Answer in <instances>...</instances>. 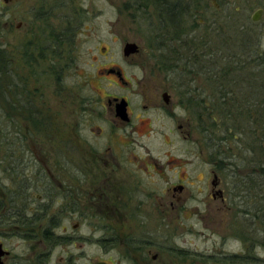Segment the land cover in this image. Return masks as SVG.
Masks as SVG:
<instances>
[{"label": "flooded vegetation", "instance_id": "obj_1", "mask_svg": "<svg viewBox=\"0 0 264 264\" xmlns=\"http://www.w3.org/2000/svg\"><path fill=\"white\" fill-rule=\"evenodd\" d=\"M120 1L123 17L136 27L115 35L123 44L117 59L122 64L105 56L95 70L85 74L87 79L79 88L87 86L93 95L86 98L80 89L74 91L79 103L72 101L73 113L65 129L71 149L83 154L84 168L67 163L72 179L64 183L66 196L59 194L63 187L55 171L49 169L50 157L41 151L42 146L37 155L27 151L23 129L27 123L46 121L37 83L50 75L59 80L63 72L71 73L68 69L79 76L74 56L77 35L69 28L53 31L43 25L39 31L30 27L29 15L40 24L45 18L39 0H0V103L5 106L0 110L2 122L5 119L0 142V264H180L186 261V254L193 261L197 259L194 252L165 241L173 229L164 223L167 211L177 212L174 220L181 227L209 201L222 206L226 198L231 203L236 195L240 201L238 193L243 188L237 174L251 182L255 175L264 179V128L258 135L262 148H256L254 154L248 143L247 151L256 159L261 156L260 168L256 160L253 165V158L236 161L230 129L218 134V125L209 121L212 118L203 122V139L193 136L190 117L198 116L199 121L208 117L228 95L209 84L210 53L197 29L205 20L193 24L191 0ZM220 1L212 2L218 11L230 3L252 0ZM257 10L261 11L257 23L251 20L253 13L250 15L254 25L263 17V10ZM18 17L24 20L15 24ZM13 31L23 32L24 39L9 38ZM106 33L112 41L111 23ZM142 40L154 41L144 48ZM96 82L103 88V96L92 86ZM173 127L184 142L194 144L195 158L210 168L195 208L186 189L190 186L186 172L179 173L177 184L161 193L153 175L164 173V166L139 154V139L163 136ZM253 141L255 144L256 136ZM181 151L187 156V148ZM172 162L167 160L165 167ZM180 162L176 167L187 166L188 160ZM239 163L245 166L241 173ZM82 175L91 191L88 205L83 206L77 196ZM86 226L91 227V235L83 237L81 230ZM85 245L108 250L106 258L84 259ZM171 246L176 247L173 250ZM165 248L172 249L171 258L163 255ZM235 256L243 257H231ZM221 260L215 264H235Z\"/></svg>", "mask_w": 264, "mask_h": 264}, {"label": "rangeland", "instance_id": "obj_2", "mask_svg": "<svg viewBox=\"0 0 264 264\" xmlns=\"http://www.w3.org/2000/svg\"><path fill=\"white\" fill-rule=\"evenodd\" d=\"M25 1L31 3L33 0ZM39 1L43 6L45 18L40 24L39 20L35 21L33 16L29 15L27 22L29 21L30 27H38L39 31L45 25L53 31L59 28H69L71 33L77 35L75 39V47L77 48L74 56L76 57L75 66L78 67L77 74L79 76L73 74V70L68 69L71 73L63 72L59 75V80H55L50 75L46 77L45 81L37 83L40 85L37 95L42 96L38 101L46 121L45 123L38 121V124L27 123L24 125L23 132L28 152H31L32 155H37L42 146L41 151L44 149V154H48L50 162L47 165L49 169L55 171L57 180L63 187L62 192L60 191L59 194L63 193L67 196V187L64 183H70V178L72 179V174L69 171L70 166L67 163H76L81 168H84L83 154H78L71 149L72 145L68 142L69 135L65 129L73 113L72 101L79 103L78 93L75 92L80 89V82H84L87 79L85 74L95 70L98 67L97 64L105 56L106 58H112L119 65L122 64L117 59L118 57L119 60L121 58L120 50L123 44L115 40V35L123 34V31H126L129 26L135 28L136 25H133L132 22L123 17V13L120 11V0H108L110 2L109 6L105 0ZM214 1L219 2V0ZM221 1L224 2V0ZM212 2L213 0H191V16L195 26L196 24L198 25L199 20H205L203 27L197 29H199V34L204 37L203 39L206 40L207 49L210 53L208 66L209 70H211L212 80H210L209 84L212 85V88L216 86L217 89L226 92L228 100L225 103H221L218 107L215 105L216 110L208 117L203 116L200 121L198 116L193 115L190 117L191 123L195 127L193 136L196 139H203L202 130L205 127L203 122L206 118H212L209 121L218 125V134L224 129H230V141L233 146L232 155L236 156V161L246 157L248 162V160L253 158L254 165L256 156L248 155L247 151L249 148L248 143L252 144L251 140L254 136L259 137L258 135L264 133L262 130L264 128V94L261 91L259 93L254 92L257 85L264 83V74L254 65H252V69L245 68L247 70L245 72L238 71L237 59L243 61L242 59L245 58L247 60L248 57L239 44H245L247 50L253 52L254 58L260 56L264 59V0H252L248 3L243 1V4H241V1L230 3L222 11L216 10L212 6ZM245 4V9H241V6ZM237 7H239V10H236ZM257 7L263 10V17L257 25H254L250 20V15L255 12ZM22 17H18L14 23L16 24ZM214 21L215 24L213 23ZM108 22L111 23V31L114 34L112 41H110L106 33L109 27ZM22 35L23 32L13 31L8 37L15 38L16 41L21 42L24 39ZM226 35L230 36L231 41L225 48L223 44ZM153 41L142 40L140 43L145 45L144 48H147L146 45L150 47ZM105 52H108L107 55L109 56ZM222 82L226 84L224 88L221 85ZM29 86L34 87L31 82ZM92 86L99 92V95L103 96V88L97 82L92 84ZM199 86L202 87V85ZM81 88V93H84L86 98L93 95L90 91L91 88L87 86H81ZM1 107H5L4 103H0V110L2 111ZM1 111L0 142L3 132L2 127L5 123V119L2 122ZM14 123L8 124L15 129ZM168 126H172V123ZM139 143L141 149L138 148V150L141 157L149 155L164 166V173H157V179L153 175L154 180L158 182V191L165 193L169 186L177 184L178 180L176 178L178 174L186 172V178L190 179L188 181L190 186H187L186 189L192 196V206L195 208L200 204L201 194L198 195V193L200 189L203 190L204 188L203 183L206 181L205 178L210 168L195 158L196 147L194 144L188 140L184 142L181 134L177 129L174 130V127L170 133H166L163 136L145 137L143 140L139 139ZM245 146L247 147L245 148ZM183 147L187 148V156L181 151ZM185 159L188 160L187 166L176 167L181 163L180 161H185ZM167 160H173V162L165 167L164 163ZM239 164L242 165L239 168V173H241L245 171V166L243 163ZM237 178L239 181L242 179L239 174H237ZM142 179L145 181L143 176ZM84 181V175H82L79 182L82 185H80V190L77 194L78 199L82 201V206L83 204L88 205V199L91 198V191ZM246 192L249 193V189ZM252 194L251 190L248 204L254 203L256 200V197H252ZM56 198L58 197L56 196ZM232 199L233 202L230 203V200L226 198V203L222 206L214 201L207 202L205 207L198 209L199 212H193L191 219L187 220V224L181 227L174 220L177 212L175 210L167 211L169 216L165 217L166 221L164 220V223L170 225V228L173 229H171L170 235L166 237L165 241L179 246V248L186 247L185 249L194 252L197 258L192 261L189 259V255L186 254V261H182L180 264H183V262H185L184 264H215L217 261H222L221 259L228 262L227 260L230 259L228 257H231L232 254L243 256V261L235 264H264V238H261V233H259V231L263 232L264 224L261 223L260 219L255 218V220H252L246 215L247 207L244 205L242 198L239 201L236 195ZM88 212L93 213L91 209ZM75 220H72V223ZM91 230V227L86 226L81 230V234L83 237L89 236L91 235ZM175 247L172 249L174 250ZM172 249H164L163 255H165L166 259L168 256L171 258L173 255L171 253ZM107 251L85 245L84 259H104L107 256ZM176 257L180 259L178 255ZM244 258L247 259L244 260Z\"/></svg>", "mask_w": 264, "mask_h": 264}, {"label": "trees", "instance_id": "obj_3", "mask_svg": "<svg viewBox=\"0 0 264 264\" xmlns=\"http://www.w3.org/2000/svg\"><path fill=\"white\" fill-rule=\"evenodd\" d=\"M229 37L230 36H228V35L225 36L224 44H223L225 46V48L229 45V42L231 41ZM239 45H240V48L243 49V52H245L246 56H248V57H247V60L245 58H244L245 60L242 59L243 61H241L240 59H237L238 60V65H237L238 71L241 70L242 72L243 71L245 72V71H247L246 69H249V68L252 69L253 68L252 65H254L258 69H260L261 72L264 74V59H262L260 56H257L254 58L253 52L251 50H247L245 44H239ZM240 64H242V65H240ZM256 79H258V78H256ZM250 80H251V78H250ZM260 91L262 92V94H264V83H262V84L260 83L259 85H257V88L255 89L254 92L259 93ZM255 144H254V141L252 139V145H253L252 151L254 154H255V152H257L256 148H257V150L262 148V144H261V142L257 136H256ZM260 157L261 156L258 155V157L256 159V161H257L256 167L259 166L258 168L263 166L261 164ZM240 183H241L240 188H243L240 191V194H242L240 198H242L244 205L247 207V210H246L247 214L246 215H248L249 218L252 220H255V218L260 219L261 223L264 224V187H263L264 186V179H262L261 175L260 176L255 175L252 182L250 181L249 178L244 177L241 179ZM247 187L249 189V193L246 192L248 190ZM245 188H246V190H245ZM251 190L253 192L252 197H256L255 198L256 200L254 203L248 204V201H249V198L251 195ZM259 233H261V238L262 237L264 238V228H263V232L259 231ZM246 259L247 258H244V260H246ZM242 261H243V258H237L236 256L231 257L229 259L230 263H236V262H242Z\"/></svg>", "mask_w": 264, "mask_h": 264}, {"label": "water", "instance_id": "obj_4", "mask_svg": "<svg viewBox=\"0 0 264 264\" xmlns=\"http://www.w3.org/2000/svg\"><path fill=\"white\" fill-rule=\"evenodd\" d=\"M260 12H261L260 10H257L256 12H254L252 14V18H251L252 22L257 23V21H259V19H260V16H259Z\"/></svg>", "mask_w": 264, "mask_h": 264}]
</instances>
